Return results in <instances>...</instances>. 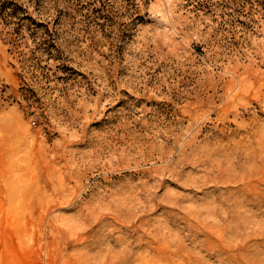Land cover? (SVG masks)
Instances as JSON below:
<instances>
[{
	"label": "rangeland",
	"instance_id": "obj_1",
	"mask_svg": "<svg viewBox=\"0 0 264 264\" xmlns=\"http://www.w3.org/2000/svg\"><path fill=\"white\" fill-rule=\"evenodd\" d=\"M67 2L0 0V264H264V0Z\"/></svg>",
	"mask_w": 264,
	"mask_h": 264
},
{
	"label": "trees",
	"instance_id": "obj_2",
	"mask_svg": "<svg viewBox=\"0 0 264 264\" xmlns=\"http://www.w3.org/2000/svg\"><path fill=\"white\" fill-rule=\"evenodd\" d=\"M119 1H122L125 4H128V6L134 10V12L136 13L135 19L141 20L143 18L142 12H143V5L145 4V0H119ZM103 2L104 3L102 5H96L93 3V1L89 0L88 5L91 8H87L86 5L81 2V0H68L67 3L69 5L72 4L68 8L69 10H71L72 6L75 5L76 6L75 9H79V10L88 9L91 12H96L100 15H105L106 12H110V9L114 7H113V4L111 3V0H106Z\"/></svg>",
	"mask_w": 264,
	"mask_h": 264
}]
</instances>
